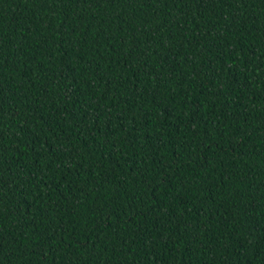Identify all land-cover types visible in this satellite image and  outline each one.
<instances>
[{"label":"trees","instance_id":"obj_1","mask_svg":"<svg viewBox=\"0 0 264 264\" xmlns=\"http://www.w3.org/2000/svg\"><path fill=\"white\" fill-rule=\"evenodd\" d=\"M0 264H264V0H0Z\"/></svg>","mask_w":264,"mask_h":264}]
</instances>
